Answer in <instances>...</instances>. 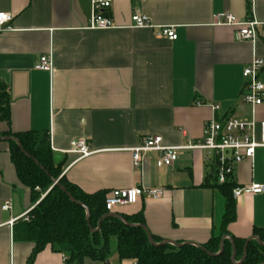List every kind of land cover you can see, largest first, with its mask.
Returning a JSON list of instances; mask_svg holds the SVG:
<instances>
[{
	"label": "crops",
	"instance_id": "obj_1",
	"mask_svg": "<svg viewBox=\"0 0 264 264\" xmlns=\"http://www.w3.org/2000/svg\"><path fill=\"white\" fill-rule=\"evenodd\" d=\"M135 9L150 18L153 29L132 28ZM1 12L12 16L11 30L0 32V81L8 89L10 130L47 132L62 176L85 194L163 188L159 199L142 197L111 213L140 214L152 237L201 246L221 236L226 199L204 152L179 151L170 167H158L157 154L148 153L136 170L128 150L147 135L169 147L198 141L212 115L264 122V104L252 111L241 102L243 69L254 54L264 60V31L252 47L235 41L234 28L211 25L218 13L264 23V0H112L104 15L115 29L106 31L87 29L90 0H0ZM159 27H173L177 39L158 35ZM49 54L52 71L35 70ZM260 79L264 82V69ZM7 129L0 122V133ZM78 139L87 141L89 157L70 152ZM251 184L264 185V148L235 168L234 187ZM5 201L11 205L7 212L1 210ZM233 203L235 219L226 239H249L254 229L264 230V194L242 195ZM34 206L16 176L8 144L0 140V264H29L34 245L15 241L13 225ZM68 259L67 251L48 246L31 264H75ZM82 264L134 262L119 260L109 241L105 262Z\"/></svg>",
	"mask_w": 264,
	"mask_h": 264
},
{
	"label": "trees",
	"instance_id": "obj_2",
	"mask_svg": "<svg viewBox=\"0 0 264 264\" xmlns=\"http://www.w3.org/2000/svg\"><path fill=\"white\" fill-rule=\"evenodd\" d=\"M0 122L8 129L0 140L8 144L16 176L30 190L35 206L29 212V222L20 220L13 225L17 242L34 245L28 258L46 247L57 252L67 251L68 262L82 264L86 259L105 262L109 241L116 240L119 260L135 264H260L264 262V230L254 229L249 239H226L227 227L235 219L231 198L234 184L216 186L226 199L221 224V236L212 237L206 244H161L152 237L149 241L142 216L110 215L105 211L106 194L83 193L62 176V165L55 164L47 132L10 130L9 94L0 81ZM234 253V261L232 255ZM243 258V260H242Z\"/></svg>",
	"mask_w": 264,
	"mask_h": 264
},
{
	"label": "built area",
	"instance_id": "obj_3",
	"mask_svg": "<svg viewBox=\"0 0 264 264\" xmlns=\"http://www.w3.org/2000/svg\"><path fill=\"white\" fill-rule=\"evenodd\" d=\"M112 0H90L91 15L87 29L91 31H106L115 29L111 18L104 15V11L111 7ZM131 26L135 29H153L150 18L135 9L130 16ZM12 16L8 13H0V32L10 31L9 24ZM212 26L230 27L235 29L234 39L237 42H247L254 47L261 32L264 31V23L256 21L252 16L244 21L236 20L231 14L218 13L212 17ZM158 35L173 42L177 39L173 27H159ZM254 54V53H253ZM51 55L42 56L34 66V69L50 73L52 71ZM264 69V60L252 56L251 61L242 71L245 81L241 102L248 105L252 111L264 104V82L260 79ZM212 113L218 110V106H211ZM264 148V122L256 125L251 120H237L234 118L216 119L213 115L204 123L202 138L195 142H188L179 147H169L162 143L158 136L147 135L134 148L129 149L132 166L141 170L143 158L148 153L157 154L158 167H170L177 159L178 152L182 150H199L205 153L210 160V167L218 186L234 184L235 168L245 161H252L255 150ZM71 153L76 154L78 159L89 157L90 151L85 139H78L71 144ZM163 188L145 189L142 187H131L118 189L106 195L104 201L105 211L109 214L115 209L135 205L142 197L159 199L164 194ZM264 194V185L251 184L246 187H234L231 192L233 201L242 195ZM10 202L5 201L1 207L2 211H9ZM19 220L29 222V212L24 213ZM15 221H9L11 226ZM135 264V263H134Z\"/></svg>",
	"mask_w": 264,
	"mask_h": 264
},
{
	"label": "water",
	"instance_id": "obj_4",
	"mask_svg": "<svg viewBox=\"0 0 264 264\" xmlns=\"http://www.w3.org/2000/svg\"><path fill=\"white\" fill-rule=\"evenodd\" d=\"M1 140H6V139H1ZM110 215H113V214H110ZM114 216V215H113ZM147 231V230H146ZM147 233H148V231H147ZM148 237H149V241H150V243L151 244H154L153 243V241H152V238H151V235L148 233ZM161 244H167V243H165V242H162ZM174 245H177V244H174ZM242 260H243V258H242ZM232 261H234V253H233V255H232Z\"/></svg>",
	"mask_w": 264,
	"mask_h": 264
},
{
	"label": "rangeland",
	"instance_id": "obj_5",
	"mask_svg": "<svg viewBox=\"0 0 264 264\" xmlns=\"http://www.w3.org/2000/svg\"><path fill=\"white\" fill-rule=\"evenodd\" d=\"M110 241H111V245H112V247H115V246H116V241H115V239H114V238H111Z\"/></svg>",
	"mask_w": 264,
	"mask_h": 264
}]
</instances>
